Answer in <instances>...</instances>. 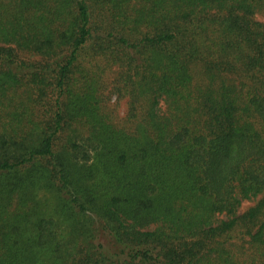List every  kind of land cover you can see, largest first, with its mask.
<instances>
[{"label":"trees","instance_id":"16d2710c","mask_svg":"<svg viewBox=\"0 0 264 264\" xmlns=\"http://www.w3.org/2000/svg\"><path fill=\"white\" fill-rule=\"evenodd\" d=\"M257 14L0 0V264H264Z\"/></svg>","mask_w":264,"mask_h":264},{"label":"rangeland","instance_id":"374dc122","mask_svg":"<svg viewBox=\"0 0 264 264\" xmlns=\"http://www.w3.org/2000/svg\"><path fill=\"white\" fill-rule=\"evenodd\" d=\"M257 18L264 20V14H257ZM114 96H112L110 103H113ZM1 101V98H0ZM112 101V102H111ZM160 110L163 111L165 109V105L163 102H161ZM126 113V98H122L118 101L117 104V114L120 117H123ZM42 192V191H40ZM264 195V191L260 194H258L254 199L252 200H243L241 206L239 207V212H245L250 206L254 205L256 201H258L262 196ZM58 221L61 223V225L70 223L64 216H60L57 218Z\"/></svg>","mask_w":264,"mask_h":264}]
</instances>
